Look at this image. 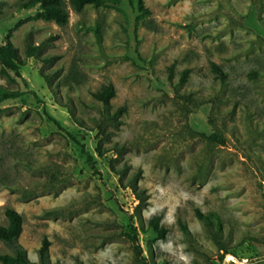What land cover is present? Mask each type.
Returning <instances> with one entry per match:
<instances>
[{
    "label": "rangeland",
    "instance_id": "1",
    "mask_svg": "<svg viewBox=\"0 0 264 264\" xmlns=\"http://www.w3.org/2000/svg\"><path fill=\"white\" fill-rule=\"evenodd\" d=\"M26 1L0 0V43L24 59L21 77L0 70L21 92L0 102V224L6 208L21 214L29 260L46 237L49 264H258L264 0H142L148 14L137 0L79 12L63 0L64 24ZM29 43L58 58L25 57ZM107 83L105 108L92 94Z\"/></svg>",
    "mask_w": 264,
    "mask_h": 264
},
{
    "label": "trees",
    "instance_id": "2",
    "mask_svg": "<svg viewBox=\"0 0 264 264\" xmlns=\"http://www.w3.org/2000/svg\"><path fill=\"white\" fill-rule=\"evenodd\" d=\"M72 8L79 12L83 9L85 5H93L97 6H105L110 3H117V0H69ZM35 6L40 7V15L45 19H50L55 21L58 24H64L67 21L68 14L64 8L63 0H28L23 2L19 5V10H28ZM137 6L139 11L143 12L144 14H148V10L143 7V1L137 0ZM25 57L27 58H34L39 62L49 63L58 58L56 55L52 56H41L39 51V46L33 45L29 43L25 50ZM24 65V59L21 58L17 52L16 47L10 43L9 41L5 43H0V70L4 73L7 71H12L16 76L21 77L19 72V66ZM212 69L214 72L217 73L222 79L224 77V73L222 70L216 66L215 64L212 65ZM59 72V71H58ZM55 73V75L58 74ZM188 75V70L183 71L181 75V82L185 81ZM41 76L48 81V77L41 72ZM21 95L19 91H12L9 89L4 88L0 85V102L10 99L16 98ZM93 97L100 101L105 108L110 106V100L115 95V88L112 83H107L103 85L98 91L94 92ZM126 111V106H120L114 110L112 113V118L116 120ZM54 123L57 124V121L52 117H49ZM87 161L91 162V155L86 152ZM140 171H138L136 176H139ZM137 196L140 205L144 204L145 194L144 191L137 188L136 183H131L128 185ZM4 214L7 218L6 225L0 224V242L4 244L9 252L7 253H0V263L2 264H49L48 259V252L50 241L44 237L41 240V244L37 249L38 260L31 261L27 256L26 248L18 241V238L22 231V216L13 208H6L4 210ZM195 215L208 223V219L202 215L198 210H196ZM150 228L154 231V233L163 238L166 233V229L163 227H159V220L156 219L154 221L149 222ZM181 230L183 233L187 234L188 229L184 225H180ZM217 228H220L219 223L217 224ZM216 240L219 243V249L222 250L221 259L224 258V255L228 252L225 246L218 241L217 232L214 231ZM128 237L132 238L136 242V232L133 235L128 234ZM135 250L138 254L141 253V249L139 244H135ZM258 264H264V258H261L257 261Z\"/></svg>",
    "mask_w": 264,
    "mask_h": 264
},
{
    "label": "crops",
    "instance_id": "3",
    "mask_svg": "<svg viewBox=\"0 0 264 264\" xmlns=\"http://www.w3.org/2000/svg\"><path fill=\"white\" fill-rule=\"evenodd\" d=\"M6 225V224H5Z\"/></svg>",
    "mask_w": 264,
    "mask_h": 264
}]
</instances>
